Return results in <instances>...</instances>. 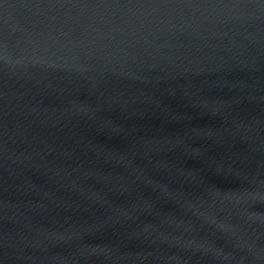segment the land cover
<instances>
[{
  "label": "water",
  "instance_id": "obj_1",
  "mask_svg": "<svg viewBox=\"0 0 264 264\" xmlns=\"http://www.w3.org/2000/svg\"><path fill=\"white\" fill-rule=\"evenodd\" d=\"M0 264H264V0H0Z\"/></svg>",
  "mask_w": 264,
  "mask_h": 264
}]
</instances>
